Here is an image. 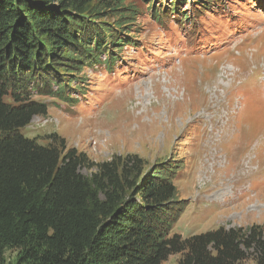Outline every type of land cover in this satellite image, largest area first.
Listing matches in <instances>:
<instances>
[{
	"label": "rangeland",
	"instance_id": "374dc122",
	"mask_svg": "<svg viewBox=\"0 0 264 264\" xmlns=\"http://www.w3.org/2000/svg\"><path fill=\"white\" fill-rule=\"evenodd\" d=\"M173 1L171 12L172 0H154L166 12L157 20L144 0H123L138 10L128 26L134 41L113 53L110 70L84 67L67 90L72 102L33 91L46 116L19 132L62 157L85 155L79 173L88 179L92 163L120 156L141 158L143 178L169 163L175 199L184 203L170 234L256 225L264 236V0L200 2L206 9ZM14 256L5 254L10 264ZM255 260L247 251L236 264Z\"/></svg>",
	"mask_w": 264,
	"mask_h": 264
},
{
	"label": "trees",
	"instance_id": "16d2710c",
	"mask_svg": "<svg viewBox=\"0 0 264 264\" xmlns=\"http://www.w3.org/2000/svg\"><path fill=\"white\" fill-rule=\"evenodd\" d=\"M144 1L157 20L165 16ZM193 1L206 9L201 3L215 0ZM169 6L176 11V2ZM137 12L123 0H0V264H10L8 251L13 264H161L173 254L177 264H236L247 251L264 264L256 225L170 234L184 203L175 199L169 163L143 178L141 158L120 156L92 163L88 179L79 173L85 155L62 157L19 132L46 116L33 91L72 102L67 90L84 67L112 68L113 53L134 41L128 26Z\"/></svg>",
	"mask_w": 264,
	"mask_h": 264
}]
</instances>
